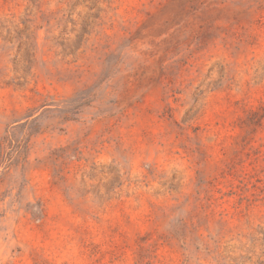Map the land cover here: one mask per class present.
<instances>
[{
    "label": "rangeland",
    "instance_id": "rangeland-1",
    "mask_svg": "<svg viewBox=\"0 0 264 264\" xmlns=\"http://www.w3.org/2000/svg\"><path fill=\"white\" fill-rule=\"evenodd\" d=\"M0 264H264V0H0Z\"/></svg>",
    "mask_w": 264,
    "mask_h": 264
}]
</instances>
